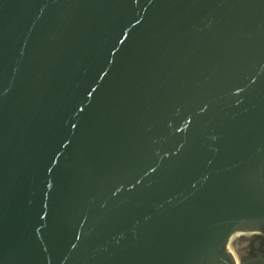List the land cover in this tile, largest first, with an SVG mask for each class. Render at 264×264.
Masks as SVG:
<instances>
[{
	"label": "water",
	"instance_id": "95a60500",
	"mask_svg": "<svg viewBox=\"0 0 264 264\" xmlns=\"http://www.w3.org/2000/svg\"><path fill=\"white\" fill-rule=\"evenodd\" d=\"M0 264H264V0H0Z\"/></svg>",
	"mask_w": 264,
	"mask_h": 264
}]
</instances>
